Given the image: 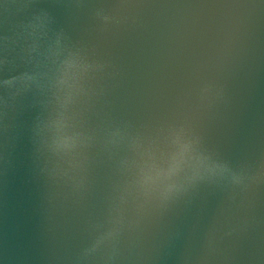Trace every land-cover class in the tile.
Segmentation results:
<instances>
[{"label": "water", "instance_id": "1", "mask_svg": "<svg viewBox=\"0 0 264 264\" xmlns=\"http://www.w3.org/2000/svg\"><path fill=\"white\" fill-rule=\"evenodd\" d=\"M257 5L0 0V264H264ZM74 49L103 69L74 108L90 114L96 143L68 156L54 145L60 66ZM189 121L240 162L241 182L225 175L161 211L139 185L135 149L106 137L115 124L162 150L168 129Z\"/></svg>", "mask_w": 264, "mask_h": 264}, {"label": "snow or ice", "instance_id": "2", "mask_svg": "<svg viewBox=\"0 0 264 264\" xmlns=\"http://www.w3.org/2000/svg\"><path fill=\"white\" fill-rule=\"evenodd\" d=\"M257 6H264V0H260ZM41 23H46L43 17ZM102 69L103 66L90 60L83 51L75 49L60 66L59 85L64 96L61 99L62 117L56 122L59 135L54 145L59 153L74 156L94 147L97 137L89 126L90 114H76L74 108L87 92L86 80ZM106 143H126L128 149H135L136 161L142 162L139 185L151 201L159 204L161 211H167L186 191L225 175L231 176L236 184L241 182L240 162L227 155L222 146L210 143L202 126L195 121L172 125L162 150L155 146L154 141L147 142L142 136H127L123 128L115 124L110 128ZM161 152L163 162H160ZM133 165L134 161L126 157L119 161L121 169H129ZM186 173L184 183H178L177 178Z\"/></svg>", "mask_w": 264, "mask_h": 264}]
</instances>
